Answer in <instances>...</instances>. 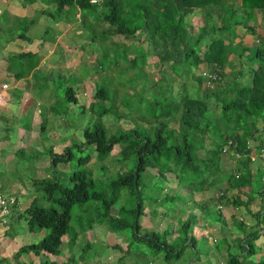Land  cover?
<instances>
[{"label":"trees","instance_id":"1","mask_svg":"<svg viewBox=\"0 0 264 264\" xmlns=\"http://www.w3.org/2000/svg\"><path fill=\"white\" fill-rule=\"evenodd\" d=\"M32 1L28 0L26 5L33 4ZM40 1L47 8L36 11L33 19L24 18V31L13 40L31 44L33 39L27 34L41 16L59 21L66 9L94 10L109 26L100 36L104 43L113 44L108 52L113 55L123 52L121 57L111 59L114 63H109V68H117L120 63L126 65V71L117 79L126 84L135 81L144 84L138 69L146 64V56L153 51L167 69H161L159 81L152 84L151 98L137 96L124 85H117L112 76L107 85L98 78L95 93L91 95L93 101L88 107L82 106L84 112L93 113L95 121L83 131L84 142L79 147L80 151L85 147L92 149L91 153L96 156L94 165L90 164L92 155L87 154L76 160L77 170L69 175L52 172L47 178L34 180L33 185L43 193L44 202L33 199L23 214L18 196L9 195L15 197L21 211L10 216L8 223L25 215L29 232L36 228L49 231L40 242L24 244L16 256L20 258L23 252L32 251L38 256L67 259L44 264L82 263L83 258L73 253L79 236L86 235L94 226L103 225L112 233L127 231L125 252L135 258V264L198 262L207 240L194 234L199 224L196 214L185 220L177 218L180 226L173 231L176 232L173 240L168 238L173 234L169 229L158 232L141 227L146 206L150 207L151 214L157 215L159 207L174 211L185 201L179 193L165 191L167 181L177 180L178 187L188 189L191 194L216 188L225 198L228 192L235 191L236 195L227 200V205L239 210L250 211V204L259 197L261 206L253 213L252 227L235 218L233 227L240 237L231 239L230 245L225 237L216 240L215 248L221 251L227 245L226 264H264V250L258 243L264 235V36L257 34L255 25L261 16L258 25L264 27V0H130L123 3L98 0L96 4L91 0ZM48 6H53L54 12ZM96 7L101 10L96 11ZM195 10L201 14V20L199 25L192 26L186 17ZM80 22L87 23L85 19ZM196 28L199 31L193 37L191 31ZM244 35L252 36V41H246ZM96 38L97 35H91L92 41ZM116 38L130 44L114 42ZM145 42L149 44L147 51L142 50ZM131 51L133 55L129 57ZM22 56L30 59L29 70L15 75L18 79L38 70L42 58L31 52ZM100 66L99 62L97 68ZM127 72H132L134 78H126ZM79 92V87L65 85L66 104L78 105ZM106 117L115 122L112 132L103 121ZM126 121L129 126L124 129L122 123ZM116 147L119 152L113 158ZM71 152V147H65L61 154L49 148L50 168L69 164L74 158ZM228 158L234 162L225 168L223 163ZM109 159L117 164L114 171L105 163ZM149 172L155 177L152 184L147 181L153 177ZM91 202L98 203L97 216L85 222L80 218L77 223L80 231L67 237L74 230L71 227L73 208ZM119 202L123 203L120 214L112 217L111 209ZM126 202L134 203L135 207L127 210ZM195 206L205 220L212 216L210 207ZM125 213L128 217H124ZM216 213L212 222L221 223L220 211ZM65 237L67 252L62 250ZM95 244L98 243L87 241L82 249ZM99 248L96 250L100 252ZM117 248L124 252L122 247ZM123 260L121 257L119 264ZM3 263L6 264L5 259L0 260Z\"/></svg>","mask_w":264,"mask_h":264},{"label":"rangeland","instance_id":"2","mask_svg":"<svg viewBox=\"0 0 264 264\" xmlns=\"http://www.w3.org/2000/svg\"><path fill=\"white\" fill-rule=\"evenodd\" d=\"M27 1L0 0V89L3 84L7 85V88L2 89L7 93L6 98L0 104L2 105L0 136L4 135L7 138L6 143H1L0 140V192L8 196L15 191L22 204V214L33 199L38 198L41 204L44 202L43 193L36 190L33 185L34 180L47 178L52 172H63L64 175H69L77 170L76 160L87 154L92 155L90 164L94 165L96 156L95 153H91L92 149L85 147L80 151L79 147L84 142L83 131L92 127L95 121L93 113L91 111L84 112V110L93 101L91 95L95 93L98 78H101L100 83L105 81L107 85L110 83L108 82L109 76H112L117 85H124L126 89L135 92L137 96L151 98L153 95L152 84L159 81L160 70L167 69L159 63L157 55L153 54L155 53L153 51L146 56V64L138 69L141 79L145 81L144 84L141 81L126 84L124 80L117 79L121 72L126 71V65L122 66L120 63L117 68H109V63H114L111 59H115L117 56L121 57L123 52L120 51L114 55L108 52L112 43L111 41L104 43L101 33L109 26L107 27V23L99 18V12L95 13L94 10V12L83 11L81 12L82 16L78 15V18L79 11L66 9V12L61 15L60 23L41 16L27 34L33 39L31 44L19 39L13 40L14 36L24 31L22 22L24 18L33 19L32 17L37 15L36 11L47 8L40 0L32 1L31 5H26ZM129 1L120 0V3ZM50 7L54 12V7ZM50 7L48 6L49 9ZM95 10L99 11L101 8L96 7ZM77 19L79 22H75ZM82 19H85L87 23L82 24L80 22ZM193 23H196V18ZM48 27H50V31L45 34ZM109 31L113 32V29L110 28ZM198 31L197 28L192 30V36L196 37ZM94 34L97 35V38L92 41L91 35ZM138 35L143 36L142 32ZM113 41H122L121 45L130 44V41L122 38L120 41L118 38ZM148 47V42H145L142 50L147 51ZM28 52L38 53L42 56L39 68L32 71L30 76L18 79L15 75L29 70L30 59L22 56L23 53ZM128 55L131 57L132 51ZM99 62L102 66L97 68ZM131 73L127 72L125 75L129 80L134 78V74ZM65 85L72 86L74 89L79 87L78 105L66 104L63 98ZM174 90L176 87L173 88ZM83 105L85 107L82 109ZM50 110L51 112H49ZM103 121L110 132L114 131L115 122L108 117ZM6 122L13 123L14 131L11 129L10 132ZM128 126L129 122L122 123V128L125 129ZM6 127L9 129L7 130ZM41 127H44L42 132L40 131ZM26 131L29 132L27 137ZM65 147H71L73 160L67 165H57L56 169L50 168L52 157L48 154L49 148H52L55 154H61ZM118 152L119 148L116 147L113 151V158ZM111 159L105 163L114 171L117 164H113ZM233 162L229 158L225 159L223 167L228 168ZM149 175L153 177L148 178L147 181L152 184L155 177L150 172ZM96 177H99V174ZM161 185L165 186V184ZM224 185L227 186L226 183ZM165 191L171 194L179 193L178 195L185 201L179 203L174 211H171L170 208L159 207L156 210L157 215L151 214L150 207L146 206L144 210L146 216L141 219V227L158 232L169 229L173 233L180 226L177 218L185 220L187 216L196 214L199 224L194 228V234L197 238L205 237L207 243L200 260L193 261V264H201L204 261H209L211 264H226L228 247L225 245L221 251L216 250V240L225 237L229 244L234 237H240L233 227V220L240 219L244 224L252 227L255 222L253 213L261 206L260 198L257 197L250 204V211L239 210L232 205H227V200H231L236 195L235 191L228 192L225 198L221 197V192L216 188L191 194L188 189L179 188L177 180L167 181ZM195 204L210 207L209 211L213 217L210 216L205 220L203 213ZM46 205L48 206L47 203ZM122 206L123 203L119 202L112 207V217H117L120 214ZM134 207V203L126 204L127 210ZM88 208L89 211L84 213L83 210ZM97 208L98 203L93 202L82 207L75 206L72 210L71 221V227L74 230L67 237H72L74 232L80 231L77 224L80 218L85 222L96 217ZM216 211H220L222 217H220V221L223 224L219 221L212 222L216 219ZM124 217H128V214L125 213ZM0 228V237L2 238L0 260L5 259L6 264L7 262L8 264H44L51 261L67 260L64 256L59 257L60 259L38 256L32 251L23 252L20 258L16 256L24 244L38 243L49 234L48 230L38 228L29 232L25 215L22 218L14 219L12 223L1 225ZM107 229L103 225L94 226L91 231L86 232V235L79 236L73 253L76 257L81 256L80 258H83L84 262L77 264H99V261L100 264H119L121 257H124L121 264H135V258L128 256L125 252L128 250L127 231H120L116 234ZM12 232L16 233L13 237L10 236ZM174 233L168 236L170 240L175 238ZM67 237L63 239L62 245V250L65 252H67L68 246ZM87 241L98 244L82 249ZM258 243L264 250L263 234ZM202 244L204 243L202 242ZM101 245L104 247L103 249L99 248ZM117 247H122L124 252ZM98 248L101 250L100 252L96 250ZM233 250L231 249V251ZM96 251L97 253H95ZM156 263L154 262V264Z\"/></svg>","mask_w":264,"mask_h":264},{"label":"crops","instance_id":"3","mask_svg":"<svg viewBox=\"0 0 264 264\" xmlns=\"http://www.w3.org/2000/svg\"><path fill=\"white\" fill-rule=\"evenodd\" d=\"M241 0H237V2H240ZM77 12L79 11V14H77V17H78V15H81L82 16V14H81V11L80 10H76ZM65 13V12H64ZM261 16H259L256 20H257V22L255 23V25L257 26V34H259V35H261V36H264V27L263 26H261V25H258L259 23L261 24V19H259ZM79 18V17H78ZM194 18H196V23H193V20H194ZM200 20H201V14L199 13V11L198 10H195L192 14H189L187 17H186V21L189 23V24H191L192 26H195V25H199L200 24ZM58 23H60V20L59 21H57ZM75 22H79V19H77ZM58 23H56V24H58ZM253 24V23H252ZM240 32L243 34L244 32L242 31V29H240ZM243 37H245V40L246 41H252V36H250V35H244ZM42 57V56H41ZM39 68V67H38ZM37 68V69H38ZM3 85H5V84H3ZM2 85V86H3ZM7 86V85H6ZM6 91L5 90H2V89H0V95H1V98H0V104H2L3 103V101L5 100V98H6ZM2 102V103H1ZM1 106L2 105H0V109H1ZM7 123V125H8V127L10 128H7L6 127V129L8 130H10V132L13 130V129H15V127H14V125H13V123H8V122H6ZM12 129V130H11ZM29 129H30V127L28 128V131H29ZM14 131V130H13ZM28 131H26V137L28 136V134H29V132ZM7 138H6V136H4V135H2V136H0V140H1V143H3V142H5L6 143V140ZM12 194H14V195H17V194H15V191H13V193ZM12 223V222H11ZM0 227H1V225H0ZM1 229V228H0ZM16 235V233H10V236L11 237H13V236H15ZM0 239L2 240V238L0 237ZM2 242V241H1ZM1 246H0V253H1ZM7 264H8V262H7Z\"/></svg>","mask_w":264,"mask_h":264},{"label":"built area","instance_id":"4","mask_svg":"<svg viewBox=\"0 0 264 264\" xmlns=\"http://www.w3.org/2000/svg\"><path fill=\"white\" fill-rule=\"evenodd\" d=\"M98 0H91V3L96 4ZM7 88L6 85L2 86V89ZM1 98V95H0ZM21 211L18 203L14 196H6L0 192V225H5L8 223V218L10 216H16V214ZM1 242V240H0Z\"/></svg>","mask_w":264,"mask_h":264}]
</instances>
